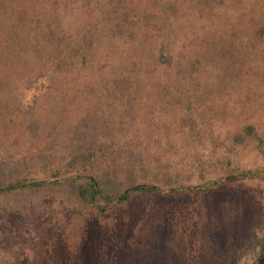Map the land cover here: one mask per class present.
Here are the masks:
<instances>
[{
    "label": "trees",
    "instance_id": "16d2710c",
    "mask_svg": "<svg viewBox=\"0 0 264 264\" xmlns=\"http://www.w3.org/2000/svg\"><path fill=\"white\" fill-rule=\"evenodd\" d=\"M41 80L49 90L24 108L20 93ZM263 86L264 0H0V237L25 211L56 213L71 245L93 219L150 207L147 197L200 207L222 187L264 184ZM150 101L157 131L137 124ZM245 149L262 167L244 163ZM152 224L143 212L118 221L103 253L212 264L179 255L209 252L221 229L192 212ZM253 232L248 251L264 264V233Z\"/></svg>",
    "mask_w": 264,
    "mask_h": 264
},
{
    "label": "rangeland",
    "instance_id": "374dc122",
    "mask_svg": "<svg viewBox=\"0 0 264 264\" xmlns=\"http://www.w3.org/2000/svg\"><path fill=\"white\" fill-rule=\"evenodd\" d=\"M137 1V0H135ZM223 3V2H222ZM226 5L228 2L225 1ZM90 17L89 12H82L78 19L85 21ZM47 80L39 81L36 86L30 91H23L20 93V104L28 109L33 106L35 100L44 95L49 90ZM261 94L258 99L259 108L258 114L262 116L264 113V86L261 88ZM151 104L144 105L141 111L136 115L137 124L155 126V118H157V111L153 113L156 104L150 101ZM148 103V102H147ZM263 108V109H262ZM161 127L170 125V117L160 116ZM200 121V127H206V121ZM175 129L177 131H188L186 125L180 118H175ZM171 122V123H172ZM157 131V127H153ZM224 134V132H222ZM241 157L244 163L250 168L262 167L261 159L252 149H245L241 152ZM143 203L150 205L142 206L141 202H136L126 213H122V218L114 221H106L101 223L100 219H93V222L86 226L83 233H78V240L72 233L73 240L71 245L66 244L60 236L61 225L56 224V216L46 214L40 217L39 220L32 215L27 214L26 211L20 219H16V225L9 232L7 229L2 230L3 237H0V257H6L16 264H142L148 261L145 256L143 260L134 257L132 253H125L121 256L114 258L105 256L102 247L106 245L107 238L103 235L108 232V229L117 225L118 221L133 222L139 213L143 212L153 225H164L168 219L175 216L177 213L192 212L194 218L201 217L206 224L215 226L217 230L210 239V246L206 249L209 252L194 255H179V259L185 261L186 258L196 261L197 259L209 258L212 264H253L257 259V255L249 250L246 239L250 235L260 233L261 225L264 222V184L259 182H249L243 184H233L215 191L208 195L200 207L198 201H173V200H154L151 201L148 197L144 199ZM223 206L216 217H213V210ZM185 220L183 216L182 221ZM182 221L179 223L182 224ZM59 224L64 223L59 222ZM233 225L234 233L228 229ZM177 226V225H175ZM131 229V228H130ZM77 235V234H76ZM189 239L183 244L189 245ZM13 247L15 251L12 252ZM128 247V246H127ZM190 248V247H188ZM111 247L110 252L114 250ZM241 256V258H240ZM203 257V258H202ZM9 259V260H10ZM10 262V261H9ZM157 264V261H156Z\"/></svg>",
    "mask_w": 264,
    "mask_h": 264
}]
</instances>
